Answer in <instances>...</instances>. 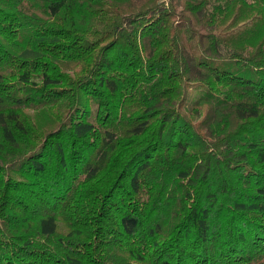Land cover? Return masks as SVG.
I'll return each instance as SVG.
<instances>
[{"label":"trees","instance_id":"16d2710c","mask_svg":"<svg viewBox=\"0 0 264 264\" xmlns=\"http://www.w3.org/2000/svg\"><path fill=\"white\" fill-rule=\"evenodd\" d=\"M0 264H264V0H0Z\"/></svg>","mask_w":264,"mask_h":264}]
</instances>
